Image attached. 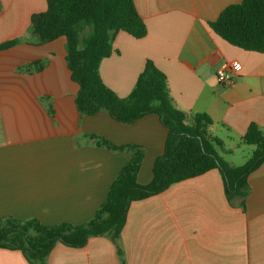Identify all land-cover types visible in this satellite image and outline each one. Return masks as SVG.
I'll return each instance as SVG.
<instances>
[{"label":"crops","instance_id":"obj_1","mask_svg":"<svg viewBox=\"0 0 264 264\" xmlns=\"http://www.w3.org/2000/svg\"><path fill=\"white\" fill-rule=\"evenodd\" d=\"M241 1L134 0L147 35L118 33L115 52L100 65L105 85L124 99L152 61L179 110L213 120L218 154L233 166L249 125L264 131V54L230 45L208 23ZM46 10V0H0V44L24 41L0 52V224L8 217L88 223L136 149L143 154L138 183H150L168 137L156 115L125 125L106 112L80 114L66 39L38 44L31 32L32 17ZM226 64L236 65L234 82L221 86L216 71ZM249 184L246 210L228 201L217 169L133 202L120 236L125 264H264V163ZM0 264L29 263L0 248ZM47 264L122 261L110 237L100 236L84 248L58 243Z\"/></svg>","mask_w":264,"mask_h":264},{"label":"trees","instance_id":"obj_2","mask_svg":"<svg viewBox=\"0 0 264 264\" xmlns=\"http://www.w3.org/2000/svg\"><path fill=\"white\" fill-rule=\"evenodd\" d=\"M46 1L47 10L32 17L31 32L38 44L66 39L67 66L72 80L79 86L75 102L80 114L94 116L106 112L125 125L156 115L168 130V137L163 155L153 164L152 180L147 185L138 183L143 154L136 149L88 223L47 226L36 219L20 221L8 217L0 224V248L20 251L29 264H47L58 243L78 249L84 248L93 237L109 236L125 264L120 236L130 205L216 169L222 174L228 201L232 205L237 201L246 210L249 177L264 163V131L257 124H250L242 144L254 147L252 155L242 166L230 165L218 154L217 148L222 143L210 130L213 120L207 114L179 110L166 76L152 61L146 62L127 98H120L103 82L100 65L115 52L116 35L125 32L136 39L147 35L134 0ZM208 25L230 45L264 54V0H242L240 4L230 5ZM23 42L22 39L3 42L0 52Z\"/></svg>","mask_w":264,"mask_h":264},{"label":"built area","instance_id":"obj_3","mask_svg":"<svg viewBox=\"0 0 264 264\" xmlns=\"http://www.w3.org/2000/svg\"><path fill=\"white\" fill-rule=\"evenodd\" d=\"M236 68L235 64H226L221 66L216 71V78L221 86H228L234 82V70Z\"/></svg>","mask_w":264,"mask_h":264},{"label":"rangeland","instance_id":"obj_4","mask_svg":"<svg viewBox=\"0 0 264 264\" xmlns=\"http://www.w3.org/2000/svg\"><path fill=\"white\" fill-rule=\"evenodd\" d=\"M254 147L243 145L237 149V153L232 155L230 158L231 161L237 166H242L252 155Z\"/></svg>","mask_w":264,"mask_h":264}]
</instances>
